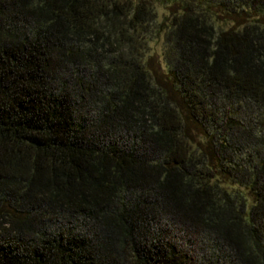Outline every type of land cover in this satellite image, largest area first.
<instances>
[{
  "label": "trees",
  "instance_id": "obj_1",
  "mask_svg": "<svg viewBox=\"0 0 264 264\" xmlns=\"http://www.w3.org/2000/svg\"><path fill=\"white\" fill-rule=\"evenodd\" d=\"M0 264H264V0H0Z\"/></svg>",
  "mask_w": 264,
  "mask_h": 264
}]
</instances>
